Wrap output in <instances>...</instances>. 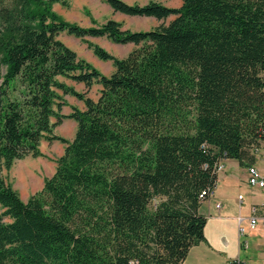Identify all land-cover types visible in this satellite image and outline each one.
Instances as JSON below:
<instances>
[{
  "label": "trees",
  "instance_id": "trees-1",
  "mask_svg": "<svg viewBox=\"0 0 264 264\" xmlns=\"http://www.w3.org/2000/svg\"><path fill=\"white\" fill-rule=\"evenodd\" d=\"M162 22L131 30L110 18L83 26L66 0H0V264H183L206 240L204 191L227 158L255 163L264 144V0H106ZM136 47L101 72L60 35ZM60 77L101 84L98 99ZM85 102L65 105L59 93ZM66 117L73 139L55 133ZM56 118L57 121H53ZM65 143L42 190L23 200L4 172Z\"/></svg>",
  "mask_w": 264,
  "mask_h": 264
},
{
  "label": "crops",
  "instance_id": "crops-1",
  "mask_svg": "<svg viewBox=\"0 0 264 264\" xmlns=\"http://www.w3.org/2000/svg\"><path fill=\"white\" fill-rule=\"evenodd\" d=\"M108 11L111 14L106 20L113 18L122 22L124 28L142 30V27L133 25L132 19L126 21L127 16H133L117 12L109 4ZM64 35L78 41L69 43L63 38ZM73 36L63 32L60 38L79 56L87 59L104 74L111 75L114 72L115 66L112 60L101 59L93 50H88L85 44L81 45L79 37ZM95 38L102 39L96 44H101L109 52L120 58L126 57L136 47L134 43L119 44L113 42L107 36ZM67 79V85L73 86L79 92H87V95L95 100L98 99L102 88L101 84L95 83L88 88L84 82ZM66 106L69 108L62 109V113L70 114L73 107L85 109V102L69 94L66 96V105L63 108ZM77 126L78 123L75 119L66 117L59 123V133L56 134L73 139ZM253 164L264 176V156L257 155ZM248 166L241 164L234 158H227L223 161V168L218 171V183L214 192L202 203L200 209L207 216V224L204 230L206 240L190 249L183 264H229L236 257L241 258L245 264H264V187L249 185L247 182ZM237 189L243 190H240L237 195ZM242 194L243 198L240 199L239 195ZM218 202L221 203L220 207L217 206ZM255 206L258 208L257 215L261 219L256 229H250L248 220L253 214ZM241 226L246 228L244 234L240 233Z\"/></svg>",
  "mask_w": 264,
  "mask_h": 264
},
{
  "label": "rangeland",
  "instance_id": "rangeland-1",
  "mask_svg": "<svg viewBox=\"0 0 264 264\" xmlns=\"http://www.w3.org/2000/svg\"><path fill=\"white\" fill-rule=\"evenodd\" d=\"M129 3H140L144 4L150 0H125ZM168 6L179 7L182 4V0H157ZM53 9L65 20L70 22H76L83 26H92L94 24H100L105 21L111 14L108 11V3L106 0H66V3L57 2L54 4ZM175 16H170L165 20L157 19L156 17L148 16H133L126 17V21L132 19L134 26L150 29L155 26H158L162 22H170ZM134 28V27H133ZM135 30V29H133ZM74 37V36H73ZM63 38L69 43H75L72 37L64 35ZM79 43L85 44L88 50H93L89 45V42L96 44V42H101L102 39L95 38L92 36L87 37L86 41L79 38ZM99 44V43H97ZM102 46L101 44H99ZM103 47V46H102ZM94 51V50H93ZM60 80L67 84L68 79L65 77H60ZM69 86V85H68ZM73 87V86H72ZM59 93L63 96L66 105V96L69 93H65L63 90H59ZM72 95V94H70ZM65 107L62 109H68ZM63 111V110H62ZM61 111V112H62ZM53 121H57L56 118H53ZM59 124L55 126V133H59ZM59 135V134H58ZM65 143L60 140L48 141L43 140L40 146L41 154L39 156L29 155L25 158L18 159L14 162L11 169L5 170L4 174L7 180L11 183L13 188L18 191L23 200H27L33 194L43 189L45 184V179L52 176L56 170V160L60 157L65 150ZM29 167L32 171V175L39 179V184L36 187L30 188L27 192L23 190V181L21 180V170L25 167ZM243 189H237V195ZM244 191H242L243 193ZM244 194V193H243ZM242 194V195H243Z\"/></svg>",
  "mask_w": 264,
  "mask_h": 264
},
{
  "label": "built area",
  "instance_id": "built-area-1",
  "mask_svg": "<svg viewBox=\"0 0 264 264\" xmlns=\"http://www.w3.org/2000/svg\"><path fill=\"white\" fill-rule=\"evenodd\" d=\"M254 152L256 155H262L264 156V144L260 145L259 147H256L254 149ZM221 168H223V161L219 164L218 166V170H220ZM247 182L249 183V185L251 186H257V187H264V176L261 174L260 170L257 168L256 165L251 164L248 166V177H247ZM214 190H210V191H204V195H206V197H209L213 194ZM239 198L242 199L243 195H239ZM217 206L220 207L221 203L218 202ZM257 210L258 208L255 206L253 208V214L249 217L248 220V226L250 229H256L259 222H260V217L257 215ZM246 232V228L244 226L240 227V233L244 234ZM229 264H245V262L239 258L236 257L234 259H232Z\"/></svg>",
  "mask_w": 264,
  "mask_h": 264
},
{
  "label": "bare ground",
  "instance_id": "bare-ground-1",
  "mask_svg": "<svg viewBox=\"0 0 264 264\" xmlns=\"http://www.w3.org/2000/svg\"><path fill=\"white\" fill-rule=\"evenodd\" d=\"M20 174L21 180L23 181V190L25 192L39 184V179L32 175V171L29 167L26 166L24 169H22Z\"/></svg>",
  "mask_w": 264,
  "mask_h": 264
}]
</instances>
